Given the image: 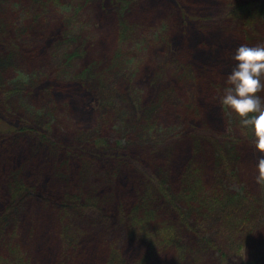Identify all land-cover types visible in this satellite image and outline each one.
<instances>
[{
    "label": "rangeland",
    "instance_id": "374dc122",
    "mask_svg": "<svg viewBox=\"0 0 264 264\" xmlns=\"http://www.w3.org/2000/svg\"><path fill=\"white\" fill-rule=\"evenodd\" d=\"M179 3L0 0V63L13 54L6 73V86L8 83L12 94L0 97V117L8 123L15 121L18 128L30 122L41 132V137L31 140L30 167L22 170L24 176L31 174V181L40 182L41 174L53 175L56 170L40 171L39 175L36 169L49 153L55 165L66 159L63 151H53L46 143L52 139L60 146L75 145L81 157L69 160L65 169L71 174L69 183L57 181L54 189L59 193L63 184H73L78 174L84 176L77 182L84 180L91 187L103 186L100 180L117 169L128 171L119 185L156 180L151 174L165 180L175 178L168 168L170 162L178 159L184 148L203 143L197 137L210 132L208 120L218 122L216 97L222 87L217 89V85L224 86L232 69L233 54L227 46L264 41V24H259L261 29L254 25L250 26L254 31L238 30L237 34L231 29L224 35L217 28L201 43L205 36L184 17ZM235 3L230 1L229 7ZM205 47L208 51L203 54ZM18 69L23 70V76ZM258 94L264 97V91ZM219 109L227 124L226 131L220 132L239 139L238 149L245 151L240 153L237 167L204 188L201 205L179 196L182 183L167 186L189 225L181 220L179 210L163 212L161 205L153 209L165 214L179 231L175 244L195 249L191 257L195 264H264V184L256 180L257 157L264 153L258 152L253 133L239 124L234 112L229 117ZM188 118L196 119L186 126ZM192 129L198 134L184 137ZM25 142L29 144V140ZM12 144L16 146L14 139ZM247 151H253L251 159ZM119 156L130 163H120ZM3 188L7 202L11 188ZM143 190L137 195L142 196ZM35 196L28 204L27 199L20 202V221L8 226L0 257H11L15 246L9 244L21 246L20 253L25 252L21 260L32 264H148L162 253L152 259L151 254L161 249L147 237L128 240L122 223L109 230L104 221L107 216L99 209L88 210L83 217L73 206L65 208L54 200L40 203L37 198L43 196ZM98 220L105 223L94 226ZM96 227L100 229L97 239L67 234L77 228L84 234ZM39 237L45 239L41 245L46 249L44 262L29 250ZM204 238L213 245L205 247L208 242H199ZM93 246L100 247L102 256H93Z\"/></svg>",
    "mask_w": 264,
    "mask_h": 264
},
{
    "label": "trees",
    "instance_id": "16d2710c",
    "mask_svg": "<svg viewBox=\"0 0 264 264\" xmlns=\"http://www.w3.org/2000/svg\"><path fill=\"white\" fill-rule=\"evenodd\" d=\"M179 1L180 6L184 9V17L190 21V24L198 28V30H201L200 33H203L204 36L209 32L215 31L217 28L221 29L224 35H226L229 34V30L231 29H233V31L237 34L238 30L239 32H245L247 29L254 31L252 28L254 25H258L261 29L262 27L260 25L264 24V0ZM230 1H236L235 5H231L229 7ZM256 2H258V4ZM64 8L65 7H63V9ZM193 15H195V17L191 18ZM205 41H208L206 40V36L201 39V43H204ZM240 44L236 47L232 44L228 45L227 47L230 48V54H233L234 50ZM203 49L204 51H200L205 54V50L208 51V49L207 47ZM12 55L13 54L3 57V62L0 63V97L2 95L6 96L12 94V89L8 86V83V87L6 86L8 79L6 78V73L9 67L12 66ZM231 60L233 66L235 61L233 58H231ZM21 71L23 70L18 69V73ZM222 73H226V71H222ZM20 75L23 76L22 73H20ZM220 87H223V85L218 84L217 89ZM19 88L26 92L23 87ZM212 94L214 95V93ZM216 101L218 103L216 106L219 114V119H217L218 122L213 123V120H208L207 124L206 122L203 123L204 125L206 124L207 129L211 127L209 132L210 134L208 132L207 134L205 132L204 135L198 134L196 130L192 129L189 131L188 135L184 136L187 138L193 137V135L197 133V139L199 140L200 137L203 143H200L198 146L196 145V147L192 145L188 149L187 147L184 148L178 159H174L170 162L171 165L168 167L170 171L174 172L176 176L179 171L178 176H175L173 180H171V178L165 180L163 178L164 176L159 178L154 174H151L156 180L150 178L147 182L145 180H139L137 184L132 183L131 185L130 182H126L124 185H119V181L124 177V175H126V173H128V171H121L120 169H117L115 171L116 173L113 175L105 176L104 180H100V182L104 183L103 186H99L97 184L91 187L85 184L86 182L84 180L77 182L84 176L78 174V179L74 180L73 184H63V188L60 193L59 191H55V184L57 181H66L69 183V177L71 174L67 173L65 169H67L69 165V160L71 163L74 158H81L79 156L80 153L76 150L78 148H76L75 145L60 146L52 139L47 142L45 141L53 148V151L56 149L57 152L63 151L66 159H63L60 163L55 165V162H52L51 160V153H49L45 161L41 160V167L39 164L37 165V172L40 175V171H56L53 172V175L41 174L39 177L40 182H33L30 179V176L32 175L28 174L27 176H24L22 174V170L30 167V162H28V160L32 148L31 140L33 138L36 139L41 132H38V128L31 125L30 122H26L28 125L18 128V123L15 121L8 123L0 117V155L1 158L4 159L0 161V184H4L3 186H9L11 188L10 197L7 202H5L6 198L3 196V193L5 194V190L3 186H0V204L2 205L0 207V243L2 241L0 247L3 244L2 239H4L5 233L8 231V226L14 220L20 221L18 216L20 202L27 199L28 204L31 200L36 199L35 193H39V195L43 196L42 198L41 196L37 198L41 201L40 203L43 201L49 204L52 200H54L59 202L61 206L65 208L73 206L83 217L88 215V210L94 211L95 209H99L103 212V215L107 216L104 221H106V223L111 227L109 230L117 229V227L121 226V223L125 225L128 240L139 237L144 239V237H147L149 242L161 249L158 251L152 250L154 251L151 254L152 259L156 256V254L161 253L162 251L156 262L150 261L148 264H195L196 261L194 258H191L194 254V247V250H192L190 247H186L184 245L181 247L175 244V238L177 241L179 240V231H175L177 230L175 225H173L172 222H169L165 214H159L153 209V207L161 205L163 212L165 209L179 210L178 212L182 214L181 220L187 224L188 221L185 211H180L178 207L179 204L175 201L176 195L170 193L167 186L170 185V187H172L171 185H176L177 187L182 183L179 188V190H181L180 193H178L179 196L184 197L190 202L194 201L193 203L198 202L201 205L200 196L204 191V188L210 185L212 181L225 177L226 170L231 172L237 165L239 158L241 159V154L245 153V151H242L241 153L238 149L237 144H240L239 139H235L233 136L229 135V133L225 134L220 132L221 130L226 131L225 128L227 124L225 119L222 118L224 114L219 109V107L222 109V106L219 103V97H216ZM211 109L214 108L212 107ZM190 119L188 118L189 122L187 121L186 126L191 123ZM19 121L25 122L22 118H18V122ZM30 121L33 122L32 120ZM222 124L223 128L221 129ZM20 125H22V123ZM151 127H154V125H151ZM214 130L217 132H214ZM12 139L15 140V147L12 144ZM213 139H215V141ZM28 140L29 144H26L25 141ZM216 141L219 143H216ZM241 141H243V139H241ZM10 142L12 145H9ZM41 142L43 141L41 140ZM252 152L253 151H247L249 159H251ZM97 159L102 158L97 157ZM118 159L119 161H122L120 163L123 164L129 162L126 157L124 158L119 156ZM53 167L55 168L53 169ZM84 173L85 175H88L86 172ZM139 177L140 175L138 178ZM215 185H219L218 182ZM141 190H143L142 192L144 193L142 196H138V193ZM145 191H147V194ZM136 195L137 197L135 198L127 199L128 197H134ZM255 204H257L256 200ZM162 216H164V219H161ZM104 221L98 220L94 226L105 223ZM99 230L100 229L96 227L94 229L87 230L86 233L83 234L84 231H80V229L77 228L74 233L68 231L67 234L83 235L85 237L92 236L97 239L99 238L97 236L100 232ZM44 241V237L35 239L34 244L30 246L29 249L33 250L37 258L40 257V260H43V262L45 261L44 258H47L46 249L41 246L45 243ZM203 241L208 242L205 244V247L207 245H213V243L206 238L201 239L199 242L203 243ZM12 246L15 247H13L11 250L12 252H10L12 254L11 257L6 259L0 257V264H32L30 261L21 260V256L25 253H20V248L22 251L21 246L19 248L17 244H9V247ZM99 248L100 247L98 246H93V256L99 255ZM134 253L135 250L133 249L131 254L133 255ZM100 256H102L101 253ZM244 264L255 263L253 261H249Z\"/></svg>",
    "mask_w": 264,
    "mask_h": 264
},
{
    "label": "clouds",
    "instance_id": "9594fccd",
    "mask_svg": "<svg viewBox=\"0 0 264 264\" xmlns=\"http://www.w3.org/2000/svg\"><path fill=\"white\" fill-rule=\"evenodd\" d=\"M235 63L227 73L219 91V103L231 117L234 112L239 124L253 133L252 142L264 153V41L242 43L233 52ZM257 182L264 184V154L257 157Z\"/></svg>",
    "mask_w": 264,
    "mask_h": 264
}]
</instances>
